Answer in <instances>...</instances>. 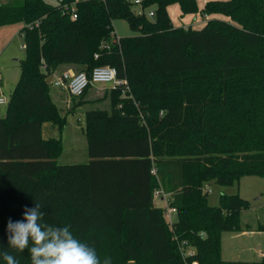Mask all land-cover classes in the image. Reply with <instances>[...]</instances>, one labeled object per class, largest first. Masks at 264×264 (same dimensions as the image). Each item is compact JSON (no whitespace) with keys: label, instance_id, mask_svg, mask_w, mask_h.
Here are the masks:
<instances>
[{"label":"trees","instance_id":"trees-1","mask_svg":"<svg viewBox=\"0 0 264 264\" xmlns=\"http://www.w3.org/2000/svg\"><path fill=\"white\" fill-rule=\"evenodd\" d=\"M171 3L199 10L197 0H144L142 13L134 0L0 2V24L23 23L26 44L0 115V250L11 251L8 219L40 203L44 222L71 225L112 264H264V252L253 262L222 258L223 232L241 228L249 205L239 194L211 205L207 189L264 175V0H206L204 14L237 24L212 18L201 28L175 27ZM118 18L136 34L117 36ZM64 63L89 74L114 66L129 85L124 95L111 88L110 108L86 112L87 162L60 163L63 138L42 132L44 121L60 132L67 122L47 81ZM158 189L176 207L172 226ZM177 239L196 253L183 257ZM14 254L31 264L27 250Z\"/></svg>","mask_w":264,"mask_h":264},{"label":"rangeland","instance_id":"rangeland-1","mask_svg":"<svg viewBox=\"0 0 264 264\" xmlns=\"http://www.w3.org/2000/svg\"><path fill=\"white\" fill-rule=\"evenodd\" d=\"M8 0H0L7 2ZM57 3L58 0H48ZM199 10L193 13H185L179 3H171L167 12L175 27L201 28L203 24L212 18H224L237 24L230 16L221 13L204 14L202 9L206 0H197ZM137 9L140 7L135 6ZM156 9V6L152 7ZM147 10V9H146ZM117 36H131L136 34L126 19L118 18L113 21ZM24 25L21 22H8L0 24V91L9 96L17 84L21 69L20 59L25 56V48L22 47L24 38L21 30ZM79 71V69H76ZM95 98L86 101L74 112L69 113L67 122L63 127V151L58 157L61 163L85 162L87 154V136L84 131L86 126V111L94 108H110V83L95 84ZM51 92L55 101L63 108L65 113L68 105H74L79 98H73L67 91H62L52 84ZM124 95L125 93L122 92ZM92 93L88 94L91 99ZM5 111V105H0V115ZM44 137H59L60 129L50 121L42 124ZM76 152V153H73ZM208 202L211 205L220 203L221 194H239L248 202L249 207L240 211L241 228L236 231H224L222 234V258L224 260H238L253 262L262 259L264 252V175L249 174L233 179L230 183L219 184L210 181L207 184ZM162 205L163 201H157ZM131 264H134L132 262Z\"/></svg>","mask_w":264,"mask_h":264},{"label":"clouds","instance_id":"clouds-1","mask_svg":"<svg viewBox=\"0 0 264 264\" xmlns=\"http://www.w3.org/2000/svg\"><path fill=\"white\" fill-rule=\"evenodd\" d=\"M46 213L40 203L25 206L22 219H8L7 248L0 250L5 264H19L14 253L30 254L31 264H112L110 256L98 253L94 246L78 238L71 225L55 226L44 222Z\"/></svg>","mask_w":264,"mask_h":264},{"label":"built area","instance_id":"built-area-1","mask_svg":"<svg viewBox=\"0 0 264 264\" xmlns=\"http://www.w3.org/2000/svg\"><path fill=\"white\" fill-rule=\"evenodd\" d=\"M144 0H134V3L141 7ZM67 11L70 10L69 7L65 8ZM72 18H77V13L75 12V6L72 5ZM142 13V10H140ZM147 14L150 17L155 16V9H149ZM23 48H26L25 42L22 45ZM97 56V55H96ZM45 68V65H42ZM51 83L61 88L62 90L70 93L71 96H81L90 86H95L98 83H110L111 88L122 87L123 93H126L129 89L127 79L121 78L118 76V70L116 67L111 65H101L96 66L92 70L91 74L86 71H72L65 70L62 72H54ZM1 81V76H0ZM9 96H6L3 92L0 91V105H6L8 103ZM155 172V169L153 170ZM155 197L163 201V206L165 207L164 216L168 223L172 226L176 220V207L170 204L169 195L165 192H162L161 189L155 191ZM178 245L180 252L183 257L193 256L196 253V248L192 246L188 240H178ZM197 262L194 261L193 264Z\"/></svg>","mask_w":264,"mask_h":264},{"label":"crops","instance_id":"crops-1","mask_svg":"<svg viewBox=\"0 0 264 264\" xmlns=\"http://www.w3.org/2000/svg\"><path fill=\"white\" fill-rule=\"evenodd\" d=\"M59 69H60V71H65V70H72V71H75L77 68H78V65H74V64H68V63H64V64H61L59 67H58ZM95 89H96V87L95 86H93V87H91L88 91H87V93H86V95H85V98L83 99V102L81 103V104H79L78 106H76V107H73L74 105H68V109H66V111H65V113L64 114H66L67 115V117H68V115H69V113H72V112H74L80 105H82L84 102H86V101H93L92 99L93 98H95V96H96V94H95ZM97 90V89H96ZM62 91H65V90H62ZM90 93H92V96H91V99H89L88 98V94H90ZM53 96V95H52ZM54 99V98H53ZM54 101H55V99H54ZM56 102V101H55ZM57 103V102H56ZM58 104V103H57ZM58 106H59V104H58ZM60 107V106H59ZM62 110H63V108L62 107H60ZM74 109V110H71V109ZM88 111V110H87ZM86 111V112H87ZM86 116V115H85ZM63 131V130H62ZM62 131H61V133H60V136L62 137ZM84 131H85V129H84ZM86 133V132H85ZM87 136V135H86ZM63 138V137H62ZM88 143V142H87ZM73 153H76V152H73ZM77 154V153H76ZM87 154H88V159L87 160H85V162H87L89 159H90V157H89V153H88V147H87ZM58 161H59V159H58ZM60 162V161H59ZM61 163V162H60ZM75 163H77V162H75ZM160 200V199H159ZM157 201H158V198H156L155 197V204L156 205H158V206H161L160 204H158L157 203ZM163 205V204H162Z\"/></svg>","mask_w":264,"mask_h":264},{"label":"water","instance_id":"water-1","mask_svg":"<svg viewBox=\"0 0 264 264\" xmlns=\"http://www.w3.org/2000/svg\"><path fill=\"white\" fill-rule=\"evenodd\" d=\"M52 78H53V75H50V76L48 77L47 81H48L49 83H51Z\"/></svg>","mask_w":264,"mask_h":264}]
</instances>
